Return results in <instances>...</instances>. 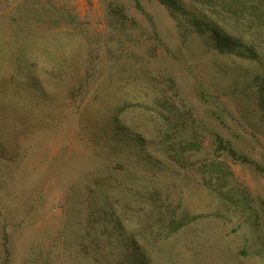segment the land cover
Returning <instances> with one entry per match:
<instances>
[{
	"label": "rangeland",
	"instance_id": "1",
	"mask_svg": "<svg viewBox=\"0 0 264 264\" xmlns=\"http://www.w3.org/2000/svg\"><path fill=\"white\" fill-rule=\"evenodd\" d=\"M210 129L264 164V0H0V264H264Z\"/></svg>",
	"mask_w": 264,
	"mask_h": 264
},
{
	"label": "trees",
	"instance_id": "2",
	"mask_svg": "<svg viewBox=\"0 0 264 264\" xmlns=\"http://www.w3.org/2000/svg\"><path fill=\"white\" fill-rule=\"evenodd\" d=\"M203 93V92H202ZM212 131L214 137V149L217 154L220 155H227L228 157L232 158L235 162H239L241 164H250L255 166V168L264 174V164L253 159L248 155V153L244 152L241 148L237 146L235 141L230 137H226L218 131L210 129ZM102 204L94 203L92 206V210L89 213V223L90 226L93 227L96 232L99 231L98 228H103L106 226L107 223V214L117 212V208H115L112 204L108 203L107 200H103ZM111 211V212H110ZM119 212V211H118ZM184 214H181L180 217H183ZM176 217L174 215L171 217L170 221L168 222L169 228L174 223ZM108 221H110L108 219ZM109 223V222H108ZM121 221L118 218L117 221L114 223L115 231L117 232V237L120 238L123 236L122 231L120 230ZM118 237V238H119ZM133 236L130 237L132 239ZM99 240V239H98ZM134 243V241H132ZM126 249L119 250L117 256H115V263L114 264H142V253L134 250L132 246L127 245Z\"/></svg>",
	"mask_w": 264,
	"mask_h": 264
}]
</instances>
